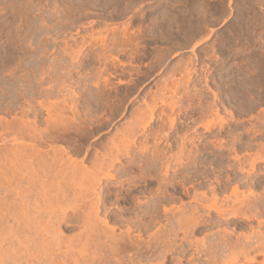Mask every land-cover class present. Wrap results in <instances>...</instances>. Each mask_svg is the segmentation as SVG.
Returning a JSON list of instances; mask_svg holds the SVG:
<instances>
[{
    "label": "rangeland",
    "instance_id": "1",
    "mask_svg": "<svg viewBox=\"0 0 264 264\" xmlns=\"http://www.w3.org/2000/svg\"><path fill=\"white\" fill-rule=\"evenodd\" d=\"M123 40L126 43H121ZM103 41L115 46L118 45L116 42L122 45L128 43L127 48L123 45L127 50L124 47L125 50L120 49V44L116 47L107 45L110 51L104 55L101 47ZM111 46L114 47L112 50ZM100 54L103 56H99ZM153 106L157 107L158 113L168 108L165 110L168 117L171 114L170 117L177 120L175 131L163 128L170 125L168 117L165 118L166 125L156 119L150 125L151 127L149 126V131L145 133L148 135L147 140V135L141 133L138 135L139 140H146L138 141L141 142L138 145L143 148L147 145L146 151L138 152L140 146L137 145L139 148L137 147L138 149L133 152V157L120 156L121 162L117 163L116 169L113 170L117 174V180L109 185L117 197L115 195L110 197L106 205L109 208L111 206L113 213L115 211L119 213V208L131 209L138 204V201H135L138 198L144 204L147 201L152 202L158 196L156 189L158 190L161 186L167 187V181L176 175H184L182 171L185 168H180L182 171L173 170L174 172H170L171 174L166 177L160 173L164 168L162 164H159L162 161L155 159L152 161L153 163L156 161V164H152L151 153L153 154L158 136L162 138L160 146L166 147L167 143L173 144L172 150L169 148L166 154L168 157L174 155L175 159L179 157L180 138L188 135L189 137L197 136L200 139L204 149L198 143V150H200L197 154V160H199L197 162L198 165L200 164L197 166L198 174L205 172L210 174L213 171L215 176L217 174L220 177L216 178L217 176L215 177L214 174L212 176L211 173L212 177L206 182L205 180L197 182L198 188L203 182L206 184H202L203 188L200 187L199 191H203L201 189L204 187V190H207L208 186L214 183L217 187L226 184L225 176L228 172L232 175L234 172L237 174L239 164L234 160L236 155L241 157L242 161L244 160L243 168L246 172H251L248 162L258 157V154L264 159V0H0V120L4 119L7 122L22 120L31 124L35 123L34 125L40 131H46L49 129L47 119H51V115L53 120L66 118V136L58 139L54 147L60 148L57 151H63L67 156L69 154L73 156L72 158L68 156V159L76 160L77 165L84 163L83 169L92 172L95 161L92 162L90 159L103 158L105 150H108L106 154L115 153L117 141L121 144V134H124L130 124L136 120L135 117L138 116L136 114L148 111ZM214 106L218 108V114H211L210 111L215 109ZM29 107H32V110ZM204 109H208L210 114ZM25 110L26 113H23ZM211 122H215L217 126L220 122L224 123V130L219 133L216 127L212 130L213 132H206L204 127ZM101 123L106 127H103ZM183 124L186 126L184 127ZM156 131L162 132L156 133ZM2 134L3 132L0 131V139ZM25 140L29 141L28 138ZM212 141L218 144L221 141L224 152L218 148L214 149L216 147H212ZM6 143L1 144L6 145ZM9 143L7 147L12 145L11 142ZM28 143L31 144V142ZM28 143L25 142L29 145ZM85 155L87 157L84 159ZM141 158L147 162L144 163ZM105 159L108 162L111 160L108 156ZM148 161L153 168L147 165ZM169 161L171 165L176 163L173 159ZM143 164L151 169L142 167ZM247 173H244L245 176L240 175V178L248 177V186L246 184L240 188L238 197L250 196L252 190L264 196V180L255 183L264 173V164L257 163L255 171L249 173L251 176ZM256 174L258 178L255 177ZM164 179H169L166 184ZM2 183L0 198L2 197L7 205L1 210L3 208L8 210L10 205H14L16 199L18 202L21 200L20 198L24 196L21 192L28 186L25 181L21 184L17 183L18 186L14 185L15 189L13 186L12 194L7 195L5 194L6 183ZM227 184L229 186H227L226 196L235 200L237 196L232 195V188H234L232 186L235 184ZM78 187L76 185L74 190H71V194L80 192ZM53 189L54 187L51 191L55 190ZM178 191L180 192V187ZM223 197L224 195L221 196ZM74 199L73 196L67 199L68 208L76 207L77 204L83 205L84 200L80 202ZM189 200L184 198L182 203L176 200V204L172 205L180 207L186 203L185 205L190 206ZM105 215L103 210L99 218L103 219ZM164 218L161 215L162 225L143 234L144 240L148 241L150 234H154L157 228L168 222L166 219L168 217ZM170 218L171 216L169 220ZM8 221L10 229L2 235L5 243L3 247L4 249L7 247L6 250H9V247L14 249L13 243H19L12 237L13 235L8 233H11L12 228L18 229L19 224H24L25 216L18 214L17 218L9 217ZM251 224L255 229L257 228V221ZM233 226L241 227L238 230L239 234H234L235 236L240 235L241 232H250V227L245 226L241 221ZM64 228L62 234L69 237L67 239L64 235L66 241L75 239L77 235L84 232L83 227ZM95 230L100 232L99 229ZM214 230L210 233H197L193 238L200 241L202 237L207 236L206 234L208 236L210 234L209 237H211L212 231L217 233L219 232L217 230L222 231V228ZM120 232L122 231L117 230V234ZM90 233L93 235L92 231ZM11 238L14 240L12 241ZM215 238L214 236L213 239ZM22 242L20 246L25 247V250L29 252L26 254L32 253L34 257L25 256L26 259L24 257L21 259L22 262L19 261L20 263L17 264H48L50 262L48 258L46 261L49 260V262L45 261L42 253L35 255L37 250L41 252V249H38L39 246L38 248L34 246L39 245L38 240L32 243ZM18 246L19 244L17 248H21ZM33 246L36 248L34 249ZM65 246L63 245L62 251L66 250ZM93 249L91 250L95 251ZM157 250L158 254L154 256L155 258L153 257V264L163 262L162 258L158 257L162 255L161 245ZM92 251L89 249V252ZM55 252L60 253L57 250ZM175 256L169 257L173 259V262L165 261V264H174ZM62 257L60 256L57 260L60 264H62L60 260ZM258 259L259 262L256 264H261L260 260L263 258L258 257ZM3 260L7 262L6 264L16 263L14 261L11 263V260L7 258Z\"/></svg>",
    "mask_w": 264,
    "mask_h": 264
},
{
    "label": "bare ground",
    "instance_id": "2",
    "mask_svg": "<svg viewBox=\"0 0 264 264\" xmlns=\"http://www.w3.org/2000/svg\"><path fill=\"white\" fill-rule=\"evenodd\" d=\"M124 42L125 40H123L121 43H124ZM106 43L104 42L102 43V46L100 45L102 47V51H103L102 53L104 55L108 51H110L109 46L107 45H112V44H106ZM121 43L116 42V44L118 45L120 44L119 45L120 49L123 47L125 48V46L127 48L128 43L127 45L123 44L125 46H123ZM112 46H115V45H112ZM112 46L110 47L111 50L112 48H114ZM99 56H103V55L100 54ZM155 103L157 102L155 101ZM156 106H153V108L149 107L150 109H148V111H144V112L140 111L141 113L136 114L138 115L137 117H135L136 120L131 124L129 123L130 126L125 130L124 134H121V137L123 138V139L121 138L122 141L120 140L121 144H119V141H117L116 143L117 145L114 144L115 145L114 150H115L116 155L113 152L106 154L108 150L107 151L105 150L104 154L106 155L103 154V158L101 157L102 159L100 157L99 159L97 157L98 160L96 158H94L96 160L90 159V161L92 162L95 161V163L93 162V166H92L93 170L95 171L90 169L92 172H88L87 169H83L84 167L82 166H84L83 165L84 163H81L80 166L77 165L78 163L75 162L76 160L74 161V159H71L73 156H70L69 154L68 156L71 158L68 159V156L64 154L63 151H57L60 148L58 149L56 147L57 148L56 149L54 147V145L57 144V142L59 141L58 139H61L62 136L63 137L66 136V133H67L66 132L67 127L65 126L67 124V122L65 124L66 118L65 119L60 118V120L58 119L60 121L59 122L58 120H53L52 115H51V119L53 121L50 118L47 119V123L49 124V129H47L46 131H42V130L40 131L34 125L35 123L31 124L29 122L22 121L21 119H20L21 121L17 120L18 122L17 121L7 122V121H4V119L0 120V125H1L0 131L3 132L2 137L0 139L1 140L0 141V181L6 183V186H5L6 193L5 194L7 195L8 193L12 194L13 186L15 184H16L15 186H18V184H21L22 181L23 182L25 181L28 186V188L26 186L27 189L25 190L22 188L24 191L21 193L22 195L24 194L23 196L24 198L23 197L20 198L21 200H19V202L16 199L15 201L17 203L15 202L13 206L10 205L11 207H8V210L3 208L4 211L7 210L5 212L6 214L1 209L3 206L7 205V204L5 205V203L7 202H5L2 197H1L2 200L0 198V211L2 212L0 214L2 215L4 213L2 216L0 215L1 216L0 217V258H1L0 262L1 264L5 263V260H3L5 258H7V260L9 261L11 260L10 261L11 263L14 261L16 262L14 264H17L19 261L22 262L21 259H24L25 256H28V258L34 257V254L31 253L30 255H28L29 254L28 250H25V247L20 246L21 242L24 239L26 240H24L23 242L30 241L29 243H32V241L38 240L39 245H34V246L36 247L39 246V248L38 247L37 248L41 249L40 250L41 252H38L37 250L35 252V255H39L40 253H42L43 258H45V261L47 260L46 258L50 259V262L49 260L46 261V262H49L50 264H60L57 261L60 258V256H63L62 258H64V259L62 258L60 259L62 264H153L152 262L154 261L153 257L158 254L157 249H159L160 245L162 247V255H159L158 257L162 258L161 260H163L162 262L163 264H165V261L173 262L172 261L173 260L172 258H174L173 255H176L174 259L175 260L174 264H256L259 262L258 257L263 258L260 261H261V264H264V232H263L264 231L263 230L264 228V219H263L264 196L263 195L260 196L256 194L251 189L253 192L252 191L250 192L249 194L250 196H247V197L244 196L243 198H239L240 196L238 197L237 194L240 188L246 184L248 186V181H247L248 177L247 178L244 177L245 176L244 173H247L245 168H243V164H245V162H243L244 160L242 161L241 157L239 158L238 155L236 154L235 155L237 157H235L234 160H236L239 164L238 171H237L238 173L236 174L234 172V175H232L230 174L231 172H228L225 178L227 177V183L231 185L235 184L232 186L234 188H232L233 194L232 193L231 194L233 196L236 195L237 198L236 199L234 198L235 200H231L232 198L230 196L228 195L226 196L227 191H228L227 186H229L226 182H225L226 184L222 185L221 187H217L216 185H214L215 183L210 185L207 182V184L210 185L208 186L209 188L207 190H204L205 189L204 187V189H201L203 191H199L200 187L202 186V184H204V182L200 185L199 188L196 187V183L197 182L199 183V181H204V180L206 182V180H209L210 177H212L214 173H212L213 171L209 170L211 171L210 174L212 173V176H210V174H207L206 172L205 173L201 172L202 174H198L197 166H199L200 164L198 165V162H197L199 161L197 160L198 159L197 154L200 152V150H198L199 148L198 143L200 144L201 141L200 139H198L197 136H196L197 138L193 136L189 137L187 133L186 134L187 136L180 138V141H181L179 145L180 152H179V155L177 154L179 157H177L176 159L174 158V155L168 157L166 154V151L169 148L171 149L173 144L171 145L170 143H167L166 147L165 145L164 147L161 145L162 146L161 147L159 145L162 142L161 136H158L156 138L155 146H154L155 149L152 151L153 154L151 153V155H153L151 157H153L154 159L152 158L150 160L152 164L156 162L155 161L153 163L152 161L155 159L162 161V163H159V164H162L161 166H163L164 168L162 171H160V173L168 177L169 174H171L170 172H172L173 170L175 172H178L180 168H185L183 169V171L182 169H180L182 171V174L184 175L182 176L181 174L180 176L176 175L170 180L167 179L169 181L164 179L165 184L167 181V184H168L167 187L161 186L158 188V190L157 189L155 190L157 191V195L159 197L157 196V198L153 199L152 202L150 201V203H148L147 201L145 204L144 202L141 203L139 201L140 198L137 197L138 200L135 199V201L136 202L138 201V204H136L135 206L131 204L134 207H131V209H128V210H125L126 208L125 209L117 208L120 211L119 213H117V211H115L116 213L112 212L111 210L112 208L110 206L112 204L109 205L110 208L106 206L108 205L107 202H109L108 199L110 197L114 195L117 197L116 194H113L112 187H109V185H112L113 182L117 180V174L114 173L113 170L116 169L117 167L116 164L121 162L120 156L122 155L126 157L132 156L133 152L139 148L138 146L140 145L138 144L148 139V135L145 133L149 131L148 130L149 126L156 119H159L160 120L159 122H161L162 124H165V125L167 124L165 118L168 117V114L165 110H167L168 108L164 110L161 109L162 111H160L159 112L160 114H159L157 112L158 110ZM207 106H209V104H207ZM172 109L174 110L175 108L173 107ZM217 109L216 108L214 110L211 109L210 111V108H209V111L211 112V114L212 113L218 114L219 110ZM204 110L207 111L208 114H210L208 109L207 110L204 109ZM23 113H26V110L25 112L23 111ZM205 113L206 112H204V114ZM169 115L171 116V114ZM35 116L38 117L37 114H35ZM170 116L167 118L169 122L168 124H170L169 127L167 125V127H163V128H167L170 130L174 129L175 131V128H176L175 122L177 120L174 117H170ZM187 116L189 115L187 114ZM214 123L211 122V124L205 125L204 127L205 131L208 133L213 132L212 130L216 127H218L219 133L220 131L224 130V127H225L224 123L220 122V125L218 126L217 124H214ZM50 126H51V129H50ZM185 126L186 125H184V127ZM75 127L78 128L77 126ZM103 127H106V125L105 126L103 125ZM176 130H178V128ZM158 132L156 131V133ZM163 132H165L164 129H163ZM140 133L147 135L146 140H142V139L139 140L138 135ZM219 133H218V136H219ZM85 134H87V132ZM26 138H28L29 141L25 140ZM138 141H141V142H138ZM5 142L7 143L11 142L12 145L10 147H7L6 146L7 143L6 145L1 144ZM25 142L26 143L31 142V144L28 143L29 145H27L25 144ZM216 143L212 141L211 142L212 147L213 148L216 147L214 149L217 150L218 148V150L222 151V148L224 147L221 141H219V144L218 143L216 144ZM207 146H208V141H207ZM144 147L145 148H143V146H140V150H138V152L146 151L147 145H145ZM87 148H88L87 150L89 153L90 151L89 146ZM90 148H91V145H90ZM203 149H204V146H203ZM67 152L69 151L67 150ZM259 155L260 154L257 155L258 157H254L253 159L251 158L252 160L250 159L251 161L248 162V164L250 163V166H251V169H249V170H252L251 172L255 171L257 163L264 164V159L262 158V156H259ZM106 156L110 157L111 160L109 162L105 159ZM86 157L87 156L85 155L84 159ZM171 157L173 160H176L175 161L176 163L174 165H171L169 163L170 162L169 160L172 161V159H168V158H171ZM219 159L221 158L219 157ZM185 160L187 162H185ZM222 160L224 159L222 158ZM141 161H144V163L145 161L147 162V160H142V158H141ZM220 162L222 163V161ZM149 163L150 162L148 161L147 165L152 167L151 163L150 164ZM131 166L134 168L133 165ZM144 166L145 165L143 164L142 167ZM22 167L23 169H21ZM151 167H147V169L149 168L151 169ZM125 169L126 168L124 167V170ZM251 172L249 173L251 174ZM155 173L157 174L158 171ZM249 173H247L248 176H251ZM241 174H244L243 178H240ZM263 174L261 175L262 177L260 176L259 179L255 181V183L256 182L260 183L261 181L264 180ZM218 176L216 178H218ZM256 176L257 174L255 175V177ZM156 177H159V176H156ZM152 178H154V176ZM213 179L215 178L213 177ZM219 180L217 179V182H219ZM2 182H1V185L3 184ZM124 182H119V183L124 184ZM74 185L75 186L77 185V187L79 185L81 191L79 190L80 192L77 191L78 193L74 192L71 194V190H74V187H75ZM15 186H14V189H15ZM252 186H253V183H252ZM51 187L52 188L54 187L55 190L53 189L54 191H51L52 189ZM164 187H165V190H164ZM179 187H180V192L178 191ZM169 188H171V190H169ZM17 194H19V192ZM160 195L162 196L161 198H160ZM222 195H224L223 198H221ZM71 196L75 198L74 200L77 199V200H80V202L84 200L83 205L77 204L76 207L72 206L68 208L66 205L67 204L66 201ZM184 198L190 199L189 200L191 201L190 206L185 205L186 203L182 204L180 207H175L176 205L174 206L172 205L173 203L176 202V200L183 202ZM12 202L14 201L12 200ZM169 205H172V206H169ZM103 210L105 211L106 215L103 219H100L99 217L101 216L99 215H100V212H102ZM18 214L25 216V223L22 225L19 224L20 226L18 225L17 227L18 229L16 228L13 229L11 226L12 228L10 230L11 233L9 232L8 234L9 235L11 234V236L13 235L12 237L19 242L18 244L23 250L21 248H17L18 244H16L17 243L16 241H15L16 243H13L14 246L16 245V247L13 246L14 249H10L9 247L8 248L9 250H6L7 247L6 249H4L3 247L5 243H4V238L2 235H5L4 233L6 232V230L10 229L8 225L9 217L17 218ZM161 215H163V217L165 218L168 217L166 218L168 222L166 221L167 222L166 224L157 228V231L153 232L154 234L152 235L150 234V236H148L149 238L146 237L148 241L144 240L143 234L149 232L152 228L154 227L156 228V226L163 224V222H161ZM168 215L171 216L170 218L171 220H169L170 216ZM240 221L243 222L245 226L248 225L250 227V232L249 233L241 232V234L238 236L236 235L237 236L236 237L234 234H239L238 230L241 229V227L233 226V225H235L236 223ZM253 221H257L258 225L256 229L251 224L253 223ZM63 227H65L64 229H74L78 227H81V228L83 227L84 232L77 235L75 239L72 238L71 240L69 239L70 241L69 240L66 241L65 239L67 238V235L64 234L66 237L65 238L64 235L62 234ZM221 228H222V231L217 230L219 231L217 233L212 231L211 237H209L210 234L209 236L208 234H206L207 236L204 235L205 237H202L201 238L202 240L200 239V241L198 239L195 240L193 238V236L196 235L197 233L199 234H203L207 232L210 233L211 230L221 229ZM95 229H99L100 232L98 233V230H95ZM117 230L119 231L121 230L122 232H120V234H117ZM153 230L155 229H152V231ZM91 231L93 232V235L90 233ZM94 232L95 233L97 232L98 234L94 235L95 234ZM213 233H216L214 234V236L217 239L216 238L213 239L214 238V236H212ZM180 234L182 237L180 236ZM14 239H12V241ZM63 245H66L64 247L66 248V250L64 249L65 251H62ZM92 247H94L95 249H93ZM89 249L90 251H92L91 249L95 251L89 252ZM56 250L57 252L59 251L60 253L57 254L55 252ZM193 250H195L194 252L196 253L194 252L190 253ZM26 252H28V254H26ZM170 256H172V258H169ZM38 258L40 259V257ZM2 260L4 262H2ZM162 263L160 262V264Z\"/></svg>",
    "mask_w": 264,
    "mask_h": 264
}]
</instances>
